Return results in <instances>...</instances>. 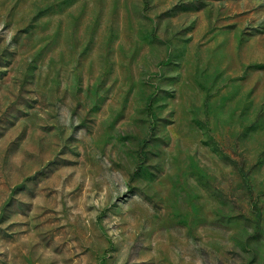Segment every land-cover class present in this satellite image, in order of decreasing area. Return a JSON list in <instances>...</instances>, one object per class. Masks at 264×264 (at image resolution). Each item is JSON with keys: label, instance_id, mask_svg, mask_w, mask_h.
I'll list each match as a JSON object with an SVG mask.
<instances>
[{"label": "rangeland", "instance_id": "rangeland-1", "mask_svg": "<svg viewBox=\"0 0 264 264\" xmlns=\"http://www.w3.org/2000/svg\"><path fill=\"white\" fill-rule=\"evenodd\" d=\"M0 264H264V0H0Z\"/></svg>", "mask_w": 264, "mask_h": 264}]
</instances>
